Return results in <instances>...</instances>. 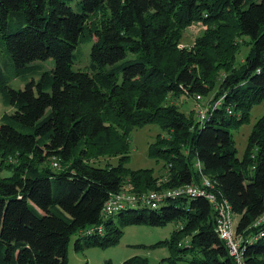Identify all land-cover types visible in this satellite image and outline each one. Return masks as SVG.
<instances>
[{
	"label": "trees",
	"instance_id": "16d2710c",
	"mask_svg": "<svg viewBox=\"0 0 264 264\" xmlns=\"http://www.w3.org/2000/svg\"><path fill=\"white\" fill-rule=\"evenodd\" d=\"M194 23L207 30L193 50H178ZM0 36L17 68L55 64L23 90L10 88L0 68V93L15 109L0 125V172H11L0 175V264H68L76 233L77 248L106 247L125 227L172 222L181 226L156 245L170 251L163 264H235L205 197L104 214L126 181L138 195L200 186L197 163L240 216L245 264H264V115L242 159L232 133L264 102V0H0ZM84 36L95 40L91 65L74 71ZM238 38L250 47L242 63ZM198 95L214 105L204 121L176 103ZM149 124L162 131L149 147L168 174L162 184L153 169L127 168L130 136ZM110 153L117 164L91 163Z\"/></svg>",
	"mask_w": 264,
	"mask_h": 264
},
{
	"label": "rangeland",
	"instance_id": "374dc122",
	"mask_svg": "<svg viewBox=\"0 0 264 264\" xmlns=\"http://www.w3.org/2000/svg\"><path fill=\"white\" fill-rule=\"evenodd\" d=\"M67 1V0H66ZM70 6L74 11L79 12V3L77 1H69ZM207 30V26L194 23L186 27L182 31L181 38L177 43L178 50H193L199 37ZM247 40V38H246ZM95 40L82 37L79 46L75 50V59L72 65L74 71L89 70L91 65V52ZM236 44L241 45V50L237 56L238 62H243L249 51L248 46L242 45L243 39H236ZM240 64V63H238ZM39 66V68H37ZM55 64L52 59L45 62H36L26 69L17 68L11 58V55L6 50V47L0 36V68L2 69L8 86L14 90H23L26 86L41 79V76L46 71H51ZM214 94V93H213ZM208 96L210 99L213 97ZM182 97L176 101L180 109L190 115L191 112L196 111L198 120H201V112L204 111L206 115L213 109V106H208V97ZM220 100V99H219ZM218 100V101H219ZM195 109V110H193ZM15 109L7 105L3 95L0 93V125L2 124V117L12 115ZM264 115V102L253 108L251 118L248 123L240 128L233 130V138L236 143L237 157L242 159L246 152L249 136L257 121ZM161 128L157 124H149L141 128L133 130L130 136V161L127 163V168L133 171L141 169H153L154 175L159 177V184H162L168 178V174L164 169L163 161L157 162L151 158L149 154V147L154 143L155 139L161 134ZM53 161H58L53 159ZM52 161V163H53ZM60 162V161H59ZM118 162V157L113 154H107L101 157H92L91 163L105 167L107 165H115ZM11 172L5 170L0 172L1 177L10 176ZM166 190V189H164ZM152 192H149L151 194ZM134 189L126 181L122 190V195L134 196ZM164 205V204H163ZM240 216H234V227L236 228ZM181 223L172 222L164 227H152L146 225H133L125 227L123 236L114 244L106 247L103 246H89L84 248H77L76 243L82 239L83 235L79 232L71 237L68 247V264H124L127 260L134 257H141L147 259L151 264H163L162 260L170 256V251L166 246H156L161 241L170 239L175 230H178ZM83 239L81 244H83ZM180 264H187L180 262Z\"/></svg>",
	"mask_w": 264,
	"mask_h": 264
},
{
	"label": "built area",
	"instance_id": "2783aa9c",
	"mask_svg": "<svg viewBox=\"0 0 264 264\" xmlns=\"http://www.w3.org/2000/svg\"><path fill=\"white\" fill-rule=\"evenodd\" d=\"M200 99V96L199 98ZM223 98L220 99L216 106L221 105ZM215 106V107H216ZM204 111L201 112V121H204L208 117ZM53 167L60 168V162L53 161ZM196 167L201 174L202 184L200 186L196 184L183 185L171 189H167L160 192H152L151 194H135L134 196L122 195V192L116 196H113L105 205L104 214L113 215L118 213L124 208L126 203L141 202L150 204L153 208H158L159 204L171 199L178 198H195L205 197L209 203L213 206L216 212V232L220 239L226 244L230 257L235 264H245L244 248L242 243L237 238L236 229L234 227V212L232 207L226 200H220L215 193L212 180L202 174V166L197 163ZM264 220L260 219L259 222Z\"/></svg>",
	"mask_w": 264,
	"mask_h": 264
},
{
	"label": "crops",
	"instance_id": "0c3cea01",
	"mask_svg": "<svg viewBox=\"0 0 264 264\" xmlns=\"http://www.w3.org/2000/svg\"><path fill=\"white\" fill-rule=\"evenodd\" d=\"M1 171V170H0Z\"/></svg>",
	"mask_w": 264,
	"mask_h": 264
}]
</instances>
